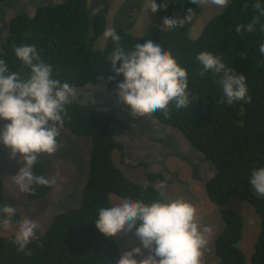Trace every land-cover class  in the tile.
I'll return each mask as SVG.
<instances>
[{
  "label": "trees",
  "instance_id": "trees-1",
  "mask_svg": "<svg viewBox=\"0 0 264 264\" xmlns=\"http://www.w3.org/2000/svg\"><path fill=\"white\" fill-rule=\"evenodd\" d=\"M6 1L0 0V17ZM255 2L230 0L227 7L208 20L196 39L180 26L164 30L152 24L139 37L123 27L116 30L122 48L132 50L136 44L151 40L170 51L178 65L188 72L189 107L177 109L170 105L168 119L161 111L151 116L160 125L177 129L190 147L213 165L215 174L206 183L205 192L218 207L223 222L222 231L213 241L214 254L220 264H245V254L239 247L244 220L236 211L224 207L233 198L251 206L259 219L250 264H264V197H258L249 182L251 172L264 167V55L258 50L264 43V32L260 31L264 16L260 17L261 24L255 26L254 32L244 29L239 34L235 32L236 25H247L259 15L252 6ZM156 3L159 6L156 14L163 19L184 18L187 9L191 8L193 13L197 7L190 0H156ZM40 4L31 16L19 10L11 17L5 36L0 25V59L6 62L10 72L27 77L30 70L15 57L14 47L32 45L41 59L52 66V78L61 83L67 82L78 89L99 80L111 88L123 82V77L115 75L108 60L114 50L112 40H105L102 48L95 45L107 25L104 15H91L87 0ZM126 6L125 10H135ZM203 51L220 57L235 74L245 76L251 103H220L223 91L215 82L216 77L211 72L203 77L199 75L202 65L196 56ZM119 66L117 62V68ZM65 112L59 130L91 139L80 203L54 215L42 234L36 231L35 238L23 252L17 250L15 237L0 236V264H116L120 258L117 242L95 227L99 209L111 207L109 195L145 203L164 199L153 184L158 179L164 181L162 174L149 172L148 182L136 183L115 164L114 151L122 153V158L125 154L122 142L115 136L114 125H120L121 121L114 113L78 102L67 104ZM33 173L49 177L42 154L33 166ZM50 190L51 187L33 185L27 199H42ZM5 204L0 176V207ZM18 220L16 213L12 222Z\"/></svg>",
  "mask_w": 264,
  "mask_h": 264
},
{
  "label": "clouds",
  "instance_id": "clouds-1",
  "mask_svg": "<svg viewBox=\"0 0 264 264\" xmlns=\"http://www.w3.org/2000/svg\"><path fill=\"white\" fill-rule=\"evenodd\" d=\"M47 1L49 0L43 2L40 0V3L44 6L48 4ZM190 2L200 6L211 4L225 8L230 0H190ZM87 3L91 15L102 14L107 22L106 13L105 15L102 10L92 13L89 0ZM252 6L259 15L253 17L247 25H236V33H241V29L252 33L255 31V26L261 24L260 17L264 16V0H256ZM127 7L119 9V11L123 10V13L121 12L118 17L127 16L128 10H125ZM147 8L153 14L159 10L156 0H148ZM193 13L189 8L184 18L166 17L163 19V28L183 27L185 23L191 22ZM260 31L264 32V25H261ZM103 38L112 40L114 50L108 56V60L115 75L123 77V82L116 85L118 102L127 106L132 116L146 117L161 111L165 119H168L170 105H174L177 109L189 107L191 97L186 91L188 72L178 65L170 51H165L161 44L153 43L151 40H147L142 45L136 44L132 50H126L121 47V37L114 27L105 28ZM258 50L264 55V43L259 45ZM14 55L30 72L27 77H21L16 72H10L6 62L0 59V120L10 121L0 131V143L9 149L10 158L15 159L19 155L23 166L20 167L17 175L11 177V180L20 192L25 193L33 191V185L52 187L56 184L55 177L35 175L33 166L41 154L52 156L57 152L59 148L57 137L66 116L65 106L70 102H76L71 101L70 98H75L77 88L52 78V66L41 59L34 46L14 47ZM196 60L202 65L200 76L203 77L205 73L211 72L216 77L215 82L223 91L220 103L229 105L239 101L251 103L252 97L248 95L245 76L235 74L220 57L207 51L199 53ZM117 62L120 63L119 68ZM90 85L95 83L78 89ZM115 116L122 124L124 117L121 107L118 108V114ZM116 126L119 125H114ZM214 174L213 168L212 175L203 183L204 192L206 183ZM85 182L86 180L83 185ZM249 182L255 194L264 197V167L254 169ZM157 187L160 190L165 189L166 181L159 182ZM163 195L161 191V196ZM117 197L122 199L119 203L99 209L96 229L106 237H115L121 232L135 230L136 237L141 241L143 249L148 250L149 255L137 260L134 257L143 256V252L141 247H136L125 252L116 264H201L202 250L208 244L212 229L202 224L193 204L183 198H164L145 203L143 200ZM15 215L14 207L6 204L0 207V229L7 230ZM38 228L39 225L29 218L18 223L14 240L18 251L25 250Z\"/></svg>",
  "mask_w": 264,
  "mask_h": 264
},
{
  "label": "rangeland",
  "instance_id": "rangeland-1",
  "mask_svg": "<svg viewBox=\"0 0 264 264\" xmlns=\"http://www.w3.org/2000/svg\"><path fill=\"white\" fill-rule=\"evenodd\" d=\"M63 1L65 0H49L47 3L56 5ZM101 2L89 0L90 10L94 14L99 10L107 14L106 29L114 27L118 30L123 27L136 37L144 34L152 24L158 25L164 30L168 29L163 28V18L157 16L156 13L153 14L150 10L148 11V0H101ZM38 4H40V0H7L3 4L0 17L3 36L6 35V26L11 17L16 15L19 10L25 11L31 16ZM127 4H130L135 10L128 11L127 16L118 17L123 13V10L119 11V9H124ZM222 9L211 4L197 5L191 22L185 23L183 27L188 30L191 38L196 39L205 23ZM105 42L103 35L100 36L96 41V48L104 47ZM76 90V96L70 98L71 101L90 103L98 109L114 113V115L118 114V108L121 107L124 120L121 125L115 127V136L118 141L122 142L125 155L122 158V153L115 151L113 155L115 164L126 177L136 183L148 182L147 173L149 172L162 174L163 180L166 181V188L158 189V183L164 182L161 179L153 184L160 193L163 191L164 198H183L193 204L202 224L210 226L212 229L208 237V244L202 250L201 264H218V258L214 254L213 241L216 235L222 231L223 222L218 207L207 199L203 187V183L212 175V165L203 159L201 153L195 152L190 147L177 129L162 126L151 116H132L130 109L118 102L117 86L111 88L99 80L95 85ZM7 123L10 122L0 120V131ZM67 131L59 130L60 134L57 137L59 148L54 155L43 154L48 167V176L49 178L55 177L56 184L51 187L50 192L44 198L31 201L27 199L28 192H20L11 180V177L17 175L20 167L23 166L19 155L15 159L10 158L9 149L0 143V176L4 183V197L7 205L14 207L19 215L17 223L12 222L7 230L0 229V236L15 237L18 223L25 218L35 221L42 234L54 215L64 212L70 207H76L80 203V190L87 178L91 139L77 137ZM110 200L111 206H114L122 199L111 194ZM224 207L236 211L243 217L244 229L239 247L245 254V264H250V256L253 252L252 244L259 233V219L251 206L242 204L235 198L227 202ZM113 238L118 244L120 257L136 247H141L143 252V256L134 257L137 260L149 255L148 250L143 249L141 241L136 237L135 230L121 232Z\"/></svg>",
  "mask_w": 264,
  "mask_h": 264
},
{
  "label": "bare ground",
  "instance_id": "bare-ground-1",
  "mask_svg": "<svg viewBox=\"0 0 264 264\" xmlns=\"http://www.w3.org/2000/svg\"><path fill=\"white\" fill-rule=\"evenodd\" d=\"M243 218V217H242Z\"/></svg>",
  "mask_w": 264,
  "mask_h": 264
}]
</instances>
